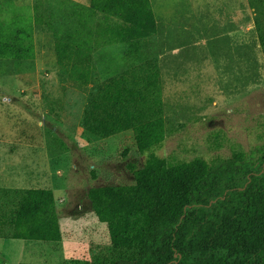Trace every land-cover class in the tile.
Wrapping results in <instances>:
<instances>
[{
	"label": "trees",
	"instance_id": "1",
	"mask_svg": "<svg viewBox=\"0 0 264 264\" xmlns=\"http://www.w3.org/2000/svg\"><path fill=\"white\" fill-rule=\"evenodd\" d=\"M248 1L264 54V0ZM32 9L8 18L0 3V59L33 60L35 32L52 33L68 77L93 84L83 128L100 138L132 130L138 151L148 154L142 167L131 165L134 183L88 189L111 245L83 264H264V144L211 161L170 163L154 151L167 133L160 58L139 57L94 83L100 46L126 44L133 55L157 33L151 0H34ZM62 236L53 189L0 186V238L59 242Z\"/></svg>",
	"mask_w": 264,
	"mask_h": 264
},
{
	"label": "rangeland",
	"instance_id": "2",
	"mask_svg": "<svg viewBox=\"0 0 264 264\" xmlns=\"http://www.w3.org/2000/svg\"><path fill=\"white\" fill-rule=\"evenodd\" d=\"M33 1L0 3L9 18L14 11L32 13ZM192 1L151 0L158 31L141 41L140 52L128 55L126 44H111L94 54V83L139 57L160 58L167 133L154 151L170 163L197 156L211 161L264 144V54L253 10L224 30L211 14L193 13ZM240 25L247 32L242 37ZM230 30L236 32L225 34ZM35 41V59H0V165L10 167L0 176L53 189L63 238L57 243L0 238V256L7 264H83L111 245L88 189L134 183L131 165L142 167L148 154L138 151L132 130L108 138L86 131L82 117L93 84L68 77L56 61L51 33L37 30ZM29 245L49 258L41 260L26 249Z\"/></svg>",
	"mask_w": 264,
	"mask_h": 264
},
{
	"label": "crops",
	"instance_id": "3",
	"mask_svg": "<svg viewBox=\"0 0 264 264\" xmlns=\"http://www.w3.org/2000/svg\"><path fill=\"white\" fill-rule=\"evenodd\" d=\"M249 9L253 10L249 6L248 0H193L192 1V12L193 13H195L196 15L197 14L203 15L204 13L211 14L212 19L214 21H217L218 26H220L224 30H225L226 25L232 21L235 23L236 22L240 23L242 15L246 14ZM174 11L177 12V9H175ZM253 20H254V17H253ZM238 30L240 33L239 35L241 37L242 35H246L247 33L244 26L241 27L240 25V28ZM232 32H236V30L234 31L230 30L225 34H232ZM2 145L3 144L0 142V161L2 160V156H1V150H2L1 146ZM11 165L13 166V169H16V167L18 166L17 163H12ZM8 168L10 169V167H6V166L2 167L0 165V172H3L7 170ZM0 186L2 187H22V188L30 187V185L27 184V180L25 179H22V178L13 179V178L5 177V176H0ZM51 243H57V242H51ZM26 249H28V251H31L32 253L39 254L40 258H42L41 260H47L49 258L48 253L34 249L33 245L27 246ZM2 257L4 256H0V264H7L6 259ZM43 263H47V262H43Z\"/></svg>",
	"mask_w": 264,
	"mask_h": 264
}]
</instances>
